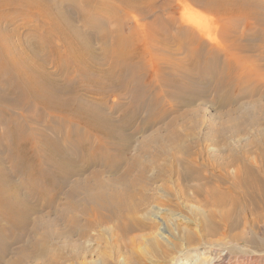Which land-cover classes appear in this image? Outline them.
<instances>
[{
    "label": "bare ground",
    "instance_id": "1",
    "mask_svg": "<svg viewBox=\"0 0 264 264\" xmlns=\"http://www.w3.org/2000/svg\"><path fill=\"white\" fill-rule=\"evenodd\" d=\"M81 1L86 8L70 7L76 6L74 0H0L3 11L11 7L22 10L21 13L34 11L46 30V42H43L37 35L32 39L33 34L29 33L21 39L15 30L0 29V221L10 224L20 236L36 210L51 207L54 199L51 201L46 196L50 192L58 196L69 185V192H76L77 186L82 185V174L90 167L113 174L119 172L126 160L132 139L127 132L132 129L135 118L124 106L111 110L107 96L110 92L127 93L131 103H137L133 72L142 55L137 42L143 39L166 46L169 27L173 26L172 22L158 16L147 22L146 17L155 10L165 11L173 3L184 8L183 16L184 10L195 6L213 15L215 21H226L228 28H234L237 19L247 21L260 17L257 7L263 6L260 0ZM105 1H110L117 9L107 14V22L113 24L110 31L97 19L106 9ZM118 12L125 18L124 22L117 16ZM129 14H137L142 21L135 20L134 26L126 28ZM262 16L264 21V13ZM3 17L7 14L1 15L0 21ZM182 19L189 25L188 19ZM187 25L180 24V27ZM122 28H126L125 32ZM178 31L181 33L180 29ZM187 33L190 41L196 39L194 31ZM14 37L17 40H12ZM189 54L191 59L194 50ZM250 72L248 70L244 76L246 83L252 86L258 78ZM169 83L177 91L186 87L184 81L178 79ZM223 84L222 80L216 82L218 93ZM218 100L222 101L220 97ZM145 108L149 118L136 128L140 133L151 127V113ZM116 113L117 118L113 117ZM52 125L57 129L49 133ZM67 128L69 132L64 133ZM255 153L245 156L231 152L227 156L208 158L192 155L186 148L180 149L161 164L154 162L152 170L156 175L152 179L146 178L144 168L130 177L132 169L128 166L119 177L100 183L101 194L89 197L88 202L93 204L90 211L94 213L91 216L96 215L99 223L114 222L112 248L114 255L122 256L121 264H143L149 257L154 260L159 257L162 264H225L227 251L222 249L223 244L207 239L225 231L244 230L247 226L249 232L244 230L234 239L253 244V228L264 218L258 211L264 209L263 147H257ZM204 165L217 170L219 176L206 173ZM96 173L94 180H98ZM14 176L20 180L15 181ZM151 183L155 185L157 196L140 195V187L148 189ZM224 183L228 185L222 189ZM167 195L177 196L181 203H193L188 208L191 218L197 219L177 215L175 221L185 225L174 226V234L167 230L161 215L177 210L180 205L167 203L164 199ZM32 199L37 200L36 203ZM150 204L151 209L142 208ZM244 208L258 221L244 222L241 218ZM102 210L105 215L100 214ZM193 222L197 229L191 227ZM155 223L158 225L156 234H135L155 229ZM3 232L0 224L3 240L0 241V259H5L2 246L9 241L8 237L3 238ZM180 232L186 245L196 241L199 245L194 249L179 248L171 239ZM17 237L14 238L18 240ZM139 243L146 249L137 248ZM25 254V249H20L19 260ZM98 259V264H112L106 252Z\"/></svg>",
    "mask_w": 264,
    "mask_h": 264
},
{
    "label": "rangeland",
    "instance_id": "2",
    "mask_svg": "<svg viewBox=\"0 0 264 264\" xmlns=\"http://www.w3.org/2000/svg\"><path fill=\"white\" fill-rule=\"evenodd\" d=\"M74 1L76 6L72 4L70 7L86 8L83 6L84 1ZM260 1L263 6L257 8L263 14L264 0ZM105 3H107L106 9L100 12L97 19L104 29L110 31L113 24L110 21L107 22V14H112L117 9L110 4V1H105ZM159 5L164 6L165 3ZM183 9L172 3L171 7L165 11L155 10L145 19L147 22L158 16L168 23L172 22L173 26L169 27L167 34L169 42L166 46L143 39L137 42V48L142 51L133 72L134 81L137 82V103L132 104L127 93L120 95L110 92L107 96V105L111 110L112 107L124 106L128 108L127 113L134 115L135 118L132 129L127 132L132 136L130 149L119 172L108 174L98 167H90L82 174V185L77 186L76 192H69L71 185L66 186L58 196H52L50 192L46 196L51 201L54 199L51 207L36 210L31 215L30 222L21 236L18 235L16 229L11 228L10 224H6L3 220L0 221L4 229L3 238L8 237L7 240L11 242L8 241L7 245L4 242L2 248L5 250V259L1 258L0 264L10 262H16V264H98V258L102 252H106L112 264H121L122 256L114 255L112 248L114 222L99 223L96 221V215L91 216L94 214L93 210L90 211L93 204L88 202V199L95 194H101V182L108 183L109 179L119 177L128 166L132 169L130 177L138 175L139 171L144 168L146 178L152 179L156 175V171L152 170L154 162L161 164L170 155L178 153L180 149L186 148L192 155H202L208 158L227 156L231 152L254 156L257 147L261 146L264 149V21L261 19L262 14L257 12L260 17L255 16L247 21L237 19L236 27L230 28L229 26L228 28L226 21H215L213 15L195 6L184 10L185 16H183ZM2 11L0 10V16L7 14V17H3L2 22L0 21V29L15 30L21 39L30 33V36L33 34L32 39L33 37L36 39L37 35L40 41L46 42L45 26L42 25L43 22L37 13L27 10L21 13L22 10L13 7ZM117 16L122 18L120 12ZM182 18L188 19L189 25ZM6 19L9 21L7 22ZM122 19L124 22L125 18ZM126 19V28L134 26L135 20L142 21L137 14H129ZM193 20L199 25H195ZM180 24L187 25L184 26L187 28L180 27ZM126 28H122V31L125 32ZM179 29L181 30L180 35L178 34ZM190 31H194L195 40L190 41L187 33ZM13 39L15 40L16 37ZM191 49L194 50V55H191L192 60L189 59ZM248 70H251L250 74H257L258 80L252 86L246 83L247 79L244 76ZM177 79L184 81L185 89L177 91L169 83ZM218 80L224 82L219 93L216 91ZM219 97L222 101L218 100ZM188 98H190L189 102H187ZM145 107L150 110L152 122L146 132L140 133L136 131V128L149 118L148 109ZM118 116V113L113 115L115 118ZM47 122L49 120L46 118ZM55 122L57 121H53ZM54 125L51 126L53 128L50 127L49 133L57 129ZM68 132L69 128L64 130V133ZM204 166L206 173L213 177L219 176L217 170L207 165ZM95 172H97L98 180L93 179L96 177ZM19 178L14 176L15 181L20 180ZM227 185L228 183L222 184V189ZM41 187L43 188V185ZM139 190L140 195L142 193L144 196L152 197L157 194L155 185L152 183L148 189L140 187ZM164 199L169 204L178 203L180 205L177 210L161 215L167 230L174 234V226L182 222L175 221L174 218L177 215L191 218L188 205L193 203L183 201L181 203L175 195L171 198L167 195ZM36 201L32 199L33 203ZM151 207L152 204L142 206L145 209H151ZM85 209L89 212H85ZM258 211L264 216V209L259 208ZM100 214L105 215L106 212L102 210ZM241 218L248 223L258 221L250 215L248 208L242 209ZM146 219L152 221L149 217ZM262 220L258 221L253 228L255 233L252 238L253 244L243 239H237V241L234 239L235 235H241L244 230L249 232L247 226L244 230L240 228L225 231L222 235L207 240L217 242L218 245L223 244L222 249L227 251L226 254L222 253L227 258L225 264H264V218ZM154 225L155 229L135 234H156L158 225L157 223ZM181 225L184 227L185 224ZM191 227L197 229L194 222ZM174 236L175 238L171 240L179 248L183 249L186 246L194 249L199 245V241L186 245L182 232ZM143 247L146 249L140 243L137 245V248ZM20 249L26 251L21 260L18 255ZM143 264L162 263L159 257L155 260L149 257L143 261Z\"/></svg>",
    "mask_w": 264,
    "mask_h": 264
}]
</instances>
